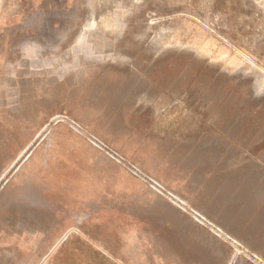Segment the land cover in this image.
Here are the masks:
<instances>
[{"label": "rangeland", "instance_id": "rangeland-1", "mask_svg": "<svg viewBox=\"0 0 264 264\" xmlns=\"http://www.w3.org/2000/svg\"><path fill=\"white\" fill-rule=\"evenodd\" d=\"M249 152L264 0H0V264L246 260L183 197Z\"/></svg>", "mask_w": 264, "mask_h": 264}, {"label": "crops", "instance_id": "crops-1", "mask_svg": "<svg viewBox=\"0 0 264 264\" xmlns=\"http://www.w3.org/2000/svg\"><path fill=\"white\" fill-rule=\"evenodd\" d=\"M248 154L199 171L183 201L245 255L236 264H264V160Z\"/></svg>", "mask_w": 264, "mask_h": 264}]
</instances>
